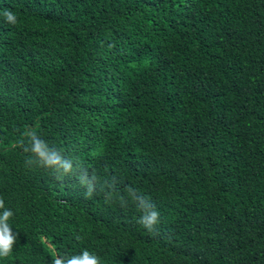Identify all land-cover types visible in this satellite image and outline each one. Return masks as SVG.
<instances>
[{"label":"trees","instance_id":"trees-1","mask_svg":"<svg viewBox=\"0 0 264 264\" xmlns=\"http://www.w3.org/2000/svg\"><path fill=\"white\" fill-rule=\"evenodd\" d=\"M32 131L100 191L32 163ZM0 198V264H264V0H0Z\"/></svg>","mask_w":264,"mask_h":264},{"label":"clouds","instance_id":"clouds-1","mask_svg":"<svg viewBox=\"0 0 264 264\" xmlns=\"http://www.w3.org/2000/svg\"><path fill=\"white\" fill-rule=\"evenodd\" d=\"M5 15L8 21L15 23V17L11 12H7ZM27 135L30 138L31 146L30 148L25 147L24 151L32 153V163L50 170L57 180L62 181L65 177H75L78 184L85 189L86 199L100 191L98 186L101 185V181L94 169L89 170L81 161L74 160L71 156H65L59 147L49 148L44 139L38 138L36 131L29 132ZM103 187L105 188L106 201L110 200L113 193L117 191L115 184L104 181ZM126 192L131 194V201L142 213L137 219V223L150 232L155 231L156 225L160 222V213L156 206L148 198L137 194L138 190L131 186L126 188ZM121 200V206L126 207L129 201L123 196ZM0 209H4L0 213V258H5L12 253L19 233H14L8 224L13 212L5 209L2 198H0ZM53 264H100V258L85 249L81 254H57L53 259Z\"/></svg>","mask_w":264,"mask_h":264}]
</instances>
